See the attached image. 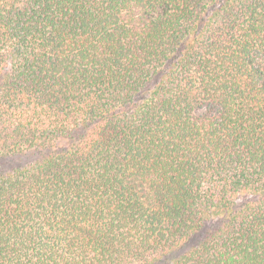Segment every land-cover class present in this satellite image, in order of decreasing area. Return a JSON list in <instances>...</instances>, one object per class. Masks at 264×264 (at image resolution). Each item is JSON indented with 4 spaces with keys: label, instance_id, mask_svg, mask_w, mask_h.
<instances>
[{
    "label": "trees",
    "instance_id": "1",
    "mask_svg": "<svg viewBox=\"0 0 264 264\" xmlns=\"http://www.w3.org/2000/svg\"><path fill=\"white\" fill-rule=\"evenodd\" d=\"M0 264H264V0H0Z\"/></svg>",
    "mask_w": 264,
    "mask_h": 264
}]
</instances>
